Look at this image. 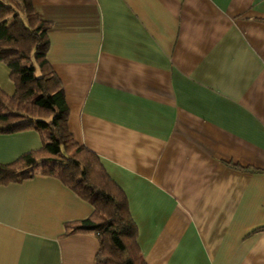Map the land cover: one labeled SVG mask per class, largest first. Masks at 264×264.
<instances>
[{"label": "crops", "instance_id": "crops-1", "mask_svg": "<svg viewBox=\"0 0 264 264\" xmlns=\"http://www.w3.org/2000/svg\"><path fill=\"white\" fill-rule=\"evenodd\" d=\"M31 2L69 130L124 190L145 261L264 264V0ZM40 145L0 133V162ZM92 210L53 175L0 183V264H95V234H64Z\"/></svg>", "mask_w": 264, "mask_h": 264}, {"label": "trees", "instance_id": "trees-1", "mask_svg": "<svg viewBox=\"0 0 264 264\" xmlns=\"http://www.w3.org/2000/svg\"><path fill=\"white\" fill-rule=\"evenodd\" d=\"M48 27L31 0H0V61L14 84L11 94L0 86V133L34 129L41 139L38 148L0 162V183L36 173L61 179L93 206L86 218L66 221L64 234H95V264H148L124 190L69 130L63 84L47 59Z\"/></svg>", "mask_w": 264, "mask_h": 264}]
</instances>
